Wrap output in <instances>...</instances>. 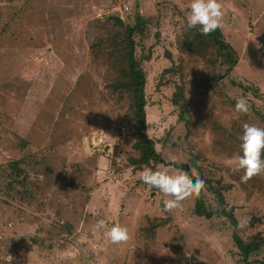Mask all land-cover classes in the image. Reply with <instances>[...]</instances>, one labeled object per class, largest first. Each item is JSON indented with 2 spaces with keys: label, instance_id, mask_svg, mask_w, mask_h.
I'll return each instance as SVG.
<instances>
[{
  "label": "rangeland",
  "instance_id": "374dc122",
  "mask_svg": "<svg viewBox=\"0 0 264 264\" xmlns=\"http://www.w3.org/2000/svg\"><path fill=\"white\" fill-rule=\"evenodd\" d=\"M220 3L221 30L239 54L225 76L180 45L190 0H0V264L8 255L12 264H166L172 256L244 264L226 219L194 215V197L163 211L168 197L140 180L144 168L128 166L136 154L130 100L110 88L116 72L98 21L151 17L134 36L147 76L146 131L165 160L188 163L222 189L238 222L249 221L237 230L248 241L264 236V173L243 183L232 169L243 125L264 127L253 91L264 95V0ZM172 63L176 71L160 78ZM178 86L188 107L183 121L172 103ZM240 96L247 114L235 111ZM203 192L217 208L206 184ZM155 218L168 222L152 234ZM101 219L127 227L130 239L109 242L95 228ZM260 259L264 248L249 257Z\"/></svg>",
  "mask_w": 264,
  "mask_h": 264
},
{
  "label": "trees",
  "instance_id": "16d2710c",
  "mask_svg": "<svg viewBox=\"0 0 264 264\" xmlns=\"http://www.w3.org/2000/svg\"><path fill=\"white\" fill-rule=\"evenodd\" d=\"M104 30L102 40L107 48V55L112 59L116 77L110 88L116 92L120 98L127 96L130 100L129 103V117L130 129L134 139L131 149L136 153L128 157L127 164L133 170H142L149 167L156 170L158 165L172 166L180 169L195 181L196 176L193 175L191 167L188 163L174 162L165 160L155 147V141L146 131V96L145 85L147 76L145 71L141 68L140 62L136 57V41L135 34H144V28L151 21V17H145L141 14H136L135 22L133 25L125 24L120 27L116 25L113 20L107 18L98 20ZM158 35V32H156ZM180 45H182L188 52L198 56L206 64L211 66V70L223 69L222 76L230 74L239 60V54L233 46L225 39L221 28L212 32L210 35H202L198 28L186 29L184 27ZM147 60L150 59L149 54L144 56ZM170 61L171 55L167 57ZM176 71L173 63L170 67L162 70L160 78L164 77L166 73H174ZM238 87L244 91L247 89L242 83H236ZM254 94L262 97L264 105V95L259 89H254ZM173 105L179 108L178 120L183 121L188 114V107L184 99V91L181 86H178L172 97ZM264 118V113L262 114ZM24 144V143H23ZM15 166V163L14 165ZM207 188L212 191L214 200L217 203V208H209L205 204V196L203 190L198 196L194 197L193 214L205 219L220 218L226 219L231 228V237L235 247L238 250L240 261L244 264H264V259L249 261V257L264 248V236L256 235L252 239L245 241L237 233L238 220L234 215L235 206H229L225 201L222 189L213 184L211 179H204ZM157 223L152 224L151 233L154 234L155 229L164 223L167 219L155 218ZM198 264H209L204 261L197 260L196 257L190 256ZM166 264H188V261L183 256H172Z\"/></svg>",
  "mask_w": 264,
  "mask_h": 264
},
{
  "label": "clouds",
  "instance_id": "9594fccd",
  "mask_svg": "<svg viewBox=\"0 0 264 264\" xmlns=\"http://www.w3.org/2000/svg\"><path fill=\"white\" fill-rule=\"evenodd\" d=\"M224 11L220 0H190L189 11L186 17V29L198 28L202 35H210L223 27ZM235 111L247 114L250 111L248 99L244 96L235 98ZM241 154L235 158L233 171H242L241 182L247 183L253 177L264 173V127L254 124L243 125L240 137ZM175 162V159L171 161ZM140 180L158 189L168 199L163 201V211L172 212L181 209L182 202L193 196H198L205 188V181L196 177L195 181L184 171L169 174L167 169L146 167L139 174ZM248 220H242L238 227H246ZM95 228L104 230L103 234L112 244L126 243L130 239L128 228L114 223L108 226L105 220H98ZM13 257L8 255L6 264H12Z\"/></svg>",
  "mask_w": 264,
  "mask_h": 264
},
{
  "label": "water",
  "instance_id": "95a60500",
  "mask_svg": "<svg viewBox=\"0 0 264 264\" xmlns=\"http://www.w3.org/2000/svg\"><path fill=\"white\" fill-rule=\"evenodd\" d=\"M108 20H113L116 25L122 27L124 25L123 19L119 15H109ZM153 195V194H152Z\"/></svg>",
  "mask_w": 264,
  "mask_h": 264
}]
</instances>
